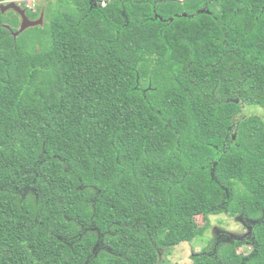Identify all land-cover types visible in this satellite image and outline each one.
I'll use <instances>...</instances> for the list:
<instances>
[{"label": "trees", "instance_id": "trees-1", "mask_svg": "<svg viewBox=\"0 0 264 264\" xmlns=\"http://www.w3.org/2000/svg\"><path fill=\"white\" fill-rule=\"evenodd\" d=\"M95 1L0 13V264H264V0Z\"/></svg>", "mask_w": 264, "mask_h": 264}, {"label": "rangeland", "instance_id": "rangeland-1", "mask_svg": "<svg viewBox=\"0 0 264 264\" xmlns=\"http://www.w3.org/2000/svg\"><path fill=\"white\" fill-rule=\"evenodd\" d=\"M23 1V0H22ZM30 3L27 4L24 9L27 10V16L30 14V11L36 10L37 8L43 10L45 6L46 0H29ZM53 1V0H51ZM29 7V8H27ZM32 8V9H30ZM42 13V12H41ZM41 13L39 14L37 19H34V16H30V19H34L36 21L39 19ZM12 13H7L5 16L8 17ZM44 15V12H43ZM20 25V22L18 23ZM19 29V26H18ZM19 41L24 45H29L32 47H39L40 43L49 44V36L48 29L44 26V16H43V24L40 27L31 28L23 32L20 36L17 37ZM38 50V48H37ZM242 116H257L264 120V110H256V109H243L241 114ZM200 219V220H199ZM199 225L202 226L204 224V220L198 218ZM208 221V220H207ZM208 227L205 230V234L199 240H195L190 244H183L177 247L175 250L171 251L169 255H162V259L166 260L167 264H189L190 256L193 253L201 251L206 245L207 241H212L214 238L216 239L218 236L225 235V237H246L248 232L241 230L238 226L240 223L235 220H230L226 216L221 217H210L208 221Z\"/></svg>", "mask_w": 264, "mask_h": 264}, {"label": "water", "instance_id": "water-1", "mask_svg": "<svg viewBox=\"0 0 264 264\" xmlns=\"http://www.w3.org/2000/svg\"><path fill=\"white\" fill-rule=\"evenodd\" d=\"M15 0H13L12 3H10L6 10H2L1 8V13L3 14L5 11L11 10L12 12H14L17 16H19L20 19V25H19V29L15 32L11 31L9 29V27H3V29H7L10 31L11 36L13 37V40L15 41L16 38L18 36H20L23 32H25L28 29L31 28H36V27H40L43 24V13H41L40 17L38 20L36 21H32L30 19L27 18L25 10H23L17 3L14 2Z\"/></svg>", "mask_w": 264, "mask_h": 264}, {"label": "flooded vegetation", "instance_id": "flooded-vegetation-1", "mask_svg": "<svg viewBox=\"0 0 264 264\" xmlns=\"http://www.w3.org/2000/svg\"><path fill=\"white\" fill-rule=\"evenodd\" d=\"M13 2V0H0V13H1V8H2V10H6V8H7V6L10 4V3H12ZM15 3H17L23 10H25V13L27 14V10L26 9H24V7H26L27 6V4H29L30 3V1L29 0H15L14 1ZM30 9H32V8H30ZM10 12H12L11 10H8V11H5L2 15H6L7 13H10ZM14 13V12H13ZM15 14V13H14ZM18 18H19V16H18ZM28 18V17H27ZM29 19V18H28ZM33 21V20H32ZM19 22H20V19H19ZM3 27H9L8 25H2ZM9 29L11 30V28L9 27ZM7 30V29H6ZM8 31V33L9 34H11L10 33V31L9 30H7ZM12 31V30H11Z\"/></svg>", "mask_w": 264, "mask_h": 264}, {"label": "built area", "instance_id": "built-area-1", "mask_svg": "<svg viewBox=\"0 0 264 264\" xmlns=\"http://www.w3.org/2000/svg\"><path fill=\"white\" fill-rule=\"evenodd\" d=\"M109 0H96L95 3L97 5H99L101 8L106 7V5L108 4ZM29 8V7H27Z\"/></svg>", "mask_w": 264, "mask_h": 264}]
</instances>
